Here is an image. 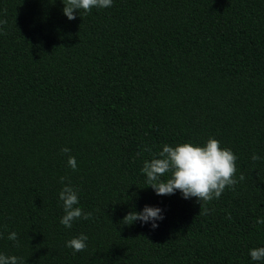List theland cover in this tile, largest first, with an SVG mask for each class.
Here are the masks:
<instances>
[{
	"label": "trees",
	"instance_id": "16d2710c",
	"mask_svg": "<svg viewBox=\"0 0 264 264\" xmlns=\"http://www.w3.org/2000/svg\"><path fill=\"white\" fill-rule=\"evenodd\" d=\"M63 7L0 0V254L264 264L249 255L264 247V0H113L73 20ZM210 136L237 157L234 187L199 204L147 186L143 162L164 144ZM60 177L92 213L71 228L60 223ZM145 205L161 209L158 227L124 224ZM81 233L83 251L66 247Z\"/></svg>",
	"mask_w": 264,
	"mask_h": 264
},
{
	"label": "clouds",
	"instance_id": "9594fccd",
	"mask_svg": "<svg viewBox=\"0 0 264 264\" xmlns=\"http://www.w3.org/2000/svg\"><path fill=\"white\" fill-rule=\"evenodd\" d=\"M112 2L113 0H62L64 4L62 12L69 20H73L76 18L74 10L89 12L93 8L111 7ZM146 150L151 152V149ZM61 151L67 154L69 167L76 170V159L69 154L70 149L65 147ZM236 159L230 148L221 147L220 141L210 136L203 145L191 142L177 143L174 146L164 144L161 151L144 160L141 171L146 175L147 186H150L157 195H171L178 190L184 199L195 197L200 204L201 201L210 202L218 199L225 188L236 185L238 182L234 178L237 171ZM251 159L257 161L261 157L253 153ZM239 179L243 180L244 176L241 174ZM59 180L63 185L59 199L62 201L64 213L60 223L66 228H71L76 219L81 217L85 220L90 219L91 212H84L75 206L79 203L77 189L71 182L64 183L66 177H60ZM204 211L208 214L211 210L205 208ZM161 219L163 216L160 208L145 205L140 212L129 211L123 221L126 225L137 220L142 224L151 222V227L155 229L158 227L156 221ZM256 222L264 224V219L258 218ZM8 239L17 241V234L10 232ZM87 239L88 237L81 233L66 241V247L72 248L74 252H81L87 247ZM249 255L253 261L264 259V247L250 249ZM0 264H20V260L15 255L0 254Z\"/></svg>",
	"mask_w": 264,
	"mask_h": 264
}]
</instances>
